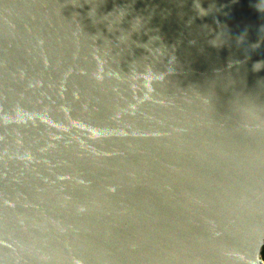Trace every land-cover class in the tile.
<instances>
[{"label":"water","instance_id":"water-1","mask_svg":"<svg viewBox=\"0 0 264 264\" xmlns=\"http://www.w3.org/2000/svg\"><path fill=\"white\" fill-rule=\"evenodd\" d=\"M264 0H0V264H264Z\"/></svg>","mask_w":264,"mask_h":264},{"label":"flooded vegetation","instance_id":"flooded-vegetation-1","mask_svg":"<svg viewBox=\"0 0 264 264\" xmlns=\"http://www.w3.org/2000/svg\"><path fill=\"white\" fill-rule=\"evenodd\" d=\"M263 249H264V247H263ZM262 253H263V250H262ZM263 259H264V256H263Z\"/></svg>","mask_w":264,"mask_h":264},{"label":"trees","instance_id":"trees-1","mask_svg":"<svg viewBox=\"0 0 264 264\" xmlns=\"http://www.w3.org/2000/svg\"><path fill=\"white\" fill-rule=\"evenodd\" d=\"M263 256H264V249H263Z\"/></svg>","mask_w":264,"mask_h":264}]
</instances>
